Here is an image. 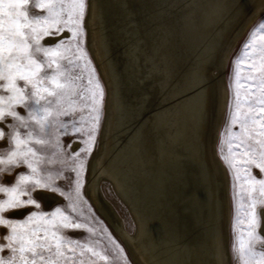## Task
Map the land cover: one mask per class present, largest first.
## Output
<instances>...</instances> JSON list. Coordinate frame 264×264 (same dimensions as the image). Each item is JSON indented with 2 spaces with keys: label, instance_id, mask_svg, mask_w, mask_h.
Returning a JSON list of instances; mask_svg holds the SVG:
<instances>
[{
  "label": "bare ground",
  "instance_id": "6f19581e",
  "mask_svg": "<svg viewBox=\"0 0 264 264\" xmlns=\"http://www.w3.org/2000/svg\"><path fill=\"white\" fill-rule=\"evenodd\" d=\"M263 12L264 0H88L87 46L106 94L85 192L140 264H232L229 177L216 147L223 70ZM35 196L46 207L61 199Z\"/></svg>",
  "mask_w": 264,
  "mask_h": 264
},
{
  "label": "snow or ice",
  "instance_id": "6c2138e0",
  "mask_svg": "<svg viewBox=\"0 0 264 264\" xmlns=\"http://www.w3.org/2000/svg\"><path fill=\"white\" fill-rule=\"evenodd\" d=\"M28 6L29 0H0V142L6 140L10 145L7 150L0 151V178L4 174L11 175L21 165H26L27 169L17 172L10 184L0 179V264H68L76 256L75 248H81L80 255H83L85 246L67 232L82 229L85 225L77 223L60 207L51 212L42 210L35 193L44 190L60 192L55 184L60 174L57 172L56 177L45 174L46 170L38 166L43 163V158L32 145L33 142L48 144L49 140L41 139L39 135L48 134L54 125L58 130L65 129L66 125L59 117L72 114L62 107L73 84L72 77L63 70L66 64L73 63L67 56L69 41L63 34L70 32L73 40L83 35L87 5L86 0H34L31 7L39 12L32 13ZM51 37L58 38L59 42L45 46L46 38ZM76 52L79 53L77 60H85V67L90 65L87 53L79 43ZM234 64L236 110L231 113V126L239 124L240 134L237 137L231 133L230 126L228 155L222 154L221 158L238 182L233 188L240 189L236 193L240 199L235 203L232 224L237 243L232 245V251L238 254L242 264H248V260L256 256L264 260V251L257 253L252 245L253 240H261L257 234L261 227L257 207L264 209V23L250 32L240 54L234 58ZM49 70H53L51 74ZM242 72L248 74L242 76ZM241 90L245 93L243 98ZM88 91L93 105L91 110L96 116L93 129L84 141L86 147L74 154L79 161L73 169L77 176V196L84 169V161L79 158L81 153L87 155L91 151L103 99L99 82L95 89ZM79 96L84 99L82 92ZM50 98H55V102ZM18 107L21 111L26 109L27 115H22ZM242 107H246V111H242ZM9 117L14 123L8 122ZM20 129L27 130L23 137ZM73 131L79 133L82 129L73 126ZM223 135L221 133V137ZM223 143L221 139L220 144ZM55 146L57 149L62 147L59 136ZM220 151L223 153V147ZM20 210H27L23 219L13 215ZM88 231L92 229L88 228ZM113 243L116 244L115 240ZM116 248L123 255L124 250L118 244ZM87 252L101 261L109 259L91 247Z\"/></svg>",
  "mask_w": 264,
  "mask_h": 264
},
{
  "label": "rangeland",
  "instance_id": "374dc122",
  "mask_svg": "<svg viewBox=\"0 0 264 264\" xmlns=\"http://www.w3.org/2000/svg\"><path fill=\"white\" fill-rule=\"evenodd\" d=\"M34 0H29L28 10L30 13L33 11L39 12L38 9H33L31 7ZM86 11L83 21V35L81 37H77L75 40L72 39L70 32H65L63 34L64 39L69 41L67 47L70 51L67 53L69 59L73 61L72 64H66L63 70L66 71V74L72 77L73 84L69 89V94L63 101L62 107L69 112H72L69 116H61L59 117L60 122L66 125L65 129L58 130V126L54 125L48 134H40L39 138L49 140L48 144L45 145H36L33 142V147L37 150L38 156L43 158V163H40L38 166L42 170H46L45 174H52L56 177L57 172L60 174L59 178L55 179L56 186L59 187L60 192L64 193L61 195L60 192L57 194L60 195L61 199L59 202L51 204L49 207H46L40 199L38 201L41 203V208L44 211H54L55 208L60 207L62 210H66V214H70V216L77 222L84 224L85 227L78 230H68L67 234L74 240L78 241L81 245H84L83 255H80L82 249L77 247L75 248L76 256L69 260L68 264H137L130 257L128 250L122 240L115 234V232L111 229L110 224L97 212L96 206L90 200L88 194L85 192V183L87 180V172H88V163L94 149L98 143V137L100 133V128L102 125V119L104 115V100L106 90L103 84V81L100 77V73L96 67V64L91 56L89 48L87 46V28L85 26V17L88 8V0H86ZM261 23H264V12L258 16L255 21L247 28V30L240 36L236 44L234 45L226 67L223 71V79L226 84L227 89V100L225 109L223 111V116L221 119V126L218 131V139L216 142V147L218 151V155L227 169L228 177H229V193H230V206H231V216L229 222V241H228V249L229 254L231 256L232 264H242L239 260L238 254L233 253L232 245L237 243L236 233L232 230L233 224V216H234V207L237 200L240 199L236 193L240 191L239 187L233 188V184L238 183L234 180L233 174L229 170L228 166L222 160L221 156L228 155V139H229V128L231 126V113L236 110V103L234 98L235 93V77H234V58L238 56L241 52V49L244 43L249 39V34L256 27H259ZM52 38V37H51ZM47 43L45 46H54L55 43L59 42L58 38H46ZM45 41H42L44 44ZM83 47L84 51L87 53V60L90 61V65L85 67L86 61L81 59L77 60V56L79 53L76 52L77 44ZM245 65L248 64V61L245 60ZM54 70V69H53ZM49 70V74L51 71ZM247 72H242V76L247 75ZM76 77H80V79H76ZM91 80L92 83L89 84L88 81ZM63 82V78H61ZM99 82L103 89V99L102 103L99 106V122L95 128V141L91 147V151L85 155L81 153L80 158L84 161V169L81 174V188L79 196H77L76 192V172L73 171L79 163L77 159H75L74 154L79 152L81 148L86 147L84 141L88 139V134L93 129L94 117L96 113L91 110L92 101L90 99L89 89H95V84ZM242 84H247L242 80ZM230 85L232 86L230 88ZM83 93L84 99L81 100L79 93ZM245 95L244 91L241 90V97ZM53 99V103L55 102V98ZM43 103V102H42ZM87 105V107H85ZM75 109V111H73ZM18 111L21 109L18 107ZM55 110V109H54ZM242 111H246V107H242ZM22 115H27V110L24 109L21 111ZM9 123H14L11 118H7ZM73 126L82 129L81 132L76 133L73 131ZM11 129H6V131H10ZM22 137L24 133L27 131L26 129H20ZM38 129L36 132L38 133ZM68 133L65 135L64 133ZM221 133H223V137H221ZM231 133L236 134L238 137L240 134L239 124L235 126H231ZM35 135V134H34ZM59 136L60 144L62 147L57 149L56 138ZM221 139H223V145L220 144ZM10 147L8 142L4 145L0 146V151L7 150ZM223 147V153H221L220 148ZM27 170L26 165H21L19 169H14L12 174H4L2 176V181L6 184H10L14 182L16 173L19 171ZM256 171L255 169L253 170ZM7 176H10L7 178ZM239 183H243L240 181ZM102 189L108 200L115 206L119 214L124 218L126 227L128 230H132L133 223L132 219L122 204L121 200L114 195L112 191V187L108 182L102 183ZM36 197V196H35ZM235 197V199H234ZM121 202V203H120ZM245 205L247 204V200H244ZM75 209V211H73ZM261 209L259 206L257 207V213L260 216V222L262 219ZM22 214V215H21ZM19 215H14L15 218L23 219L27 215V210H24ZM243 214V211H242ZM246 223V222H245ZM88 228H91L92 231L89 232ZM260 231V232H259ZM257 234L261 236V240H253L252 245L255 252L259 253L264 251V233L261 230V227L257 229ZM247 240V236H245ZM115 240L116 244L119 245L120 248L124 250L123 255H121L116 248V244L113 243ZM66 247H74L73 245H66ZM91 247L98 252H101L102 255H107L109 257L108 261H101L98 257H91V254L87 252V248ZM63 264V262H62ZM248 264H264V260H261L259 256L252 257L248 260Z\"/></svg>",
  "mask_w": 264,
  "mask_h": 264
},
{
  "label": "water",
  "instance_id": "95a60500",
  "mask_svg": "<svg viewBox=\"0 0 264 264\" xmlns=\"http://www.w3.org/2000/svg\"><path fill=\"white\" fill-rule=\"evenodd\" d=\"M111 38V41H112V43H113V48H114V50L112 51V53L114 54L115 53V50L116 49H118L119 48V46H117L116 45V43H115V40L114 39H117V36H116V34H115V37H113V34H112V36L110 37ZM237 40L238 39H236L233 43H232V47L230 48V51H229V53L231 52V50L233 49V47H234V45L236 44V42H237ZM115 55V54H114ZM117 55H118V57L120 58L119 60H126L125 58H122L123 56H124V54H123V52H118L117 53ZM116 59V58H115ZM118 61V60H117ZM119 62V61H118ZM98 69V68H97ZM224 71V70H223ZM99 72V71H98ZM100 75V77H101V79H102V81H103V84H104V87H105V90H106V84H105V82H104V79L102 78V76H101V74H99ZM124 87H126V86H124ZM125 89V88H124ZM87 194V193H86ZM115 195V194H114ZM97 210V212L101 215V216H103V214L98 210V209H96ZM104 217V216H103ZM104 219L106 220V218L104 217ZM107 221V220H106ZM114 232H115V234L122 240V242L124 243V245L126 246V248H127V250H128V253H129V255H130V257L137 263V264H140V263H138L137 261H136V259L133 257V255H132V253H131V251H130V249H129V247H128V244L126 243V241L119 235V233L116 231V230H114L113 228H111Z\"/></svg>",
  "mask_w": 264,
  "mask_h": 264
}]
</instances>
